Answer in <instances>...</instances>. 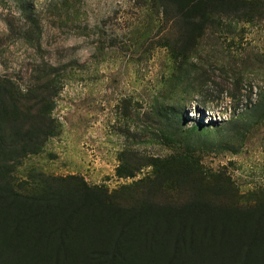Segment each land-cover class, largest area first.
Wrapping results in <instances>:
<instances>
[{"label":"trees","instance_id":"obj_1","mask_svg":"<svg viewBox=\"0 0 264 264\" xmlns=\"http://www.w3.org/2000/svg\"><path fill=\"white\" fill-rule=\"evenodd\" d=\"M142 1L151 22L168 26L157 41L169 62L156 95L167 98L168 116L155 118L169 121L165 137L180 151L167 157L122 151L119 177L152 168L112 190L77 174L31 168L18 175L61 133L54 110L66 72L44 61L23 83L0 75V264H264V186L240 194L228 174L207 169L196 155L228 146L211 134L243 136L264 121V86L254 103L251 94L219 125L187 127L183 114L193 94L205 105L213 91L236 100L246 77L262 69L251 68L229 41L241 37L243 24L264 21V0ZM210 66L219 69V82Z\"/></svg>","mask_w":264,"mask_h":264},{"label":"rangeland","instance_id":"obj_2","mask_svg":"<svg viewBox=\"0 0 264 264\" xmlns=\"http://www.w3.org/2000/svg\"><path fill=\"white\" fill-rule=\"evenodd\" d=\"M148 12L142 0H0V75L23 83L35 64L44 61L58 63L66 72L54 110L61 133L29 157L18 175L31 168L58 176L77 174L112 190L152 168L136 178L119 177L122 151L155 157L180 151L165 137L172 129L169 121L155 118L168 116L167 110L162 112L167 98L156 97L169 62L157 41L168 26L151 22ZM242 26L241 37L229 44L245 53L251 68L262 69L246 77L236 100L216 91L206 105L200 95L187 97V127L219 125L242 111L249 95L253 103L258 99L264 86V21ZM208 68L219 82V69ZM208 138L229 144L196 152L207 169L228 174L240 194L264 186V121L243 136L224 132Z\"/></svg>","mask_w":264,"mask_h":264}]
</instances>
